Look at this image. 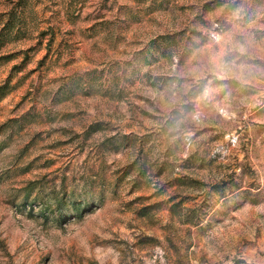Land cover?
I'll return each instance as SVG.
<instances>
[{
    "label": "rangeland",
    "instance_id": "1",
    "mask_svg": "<svg viewBox=\"0 0 264 264\" xmlns=\"http://www.w3.org/2000/svg\"><path fill=\"white\" fill-rule=\"evenodd\" d=\"M0 264H264V0H0Z\"/></svg>",
    "mask_w": 264,
    "mask_h": 264
},
{
    "label": "trees",
    "instance_id": "2",
    "mask_svg": "<svg viewBox=\"0 0 264 264\" xmlns=\"http://www.w3.org/2000/svg\"><path fill=\"white\" fill-rule=\"evenodd\" d=\"M79 214V213H78Z\"/></svg>",
    "mask_w": 264,
    "mask_h": 264
}]
</instances>
